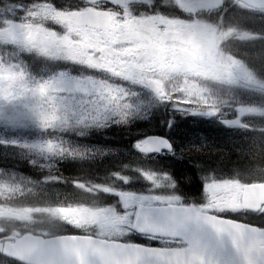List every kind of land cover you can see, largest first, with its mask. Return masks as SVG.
<instances>
[{
  "label": "rangeland",
  "instance_id": "1",
  "mask_svg": "<svg viewBox=\"0 0 264 264\" xmlns=\"http://www.w3.org/2000/svg\"><path fill=\"white\" fill-rule=\"evenodd\" d=\"M227 1L229 0H164V5L175 7L186 14L187 19L191 20L200 11L210 16L217 15L222 5H225ZM91 2H94L95 9H99L105 4H113L112 0H91ZM19 11L16 13L13 9H8L0 13V65L6 63L1 56L3 49L11 48V51L19 52L26 45L32 49L30 53L34 51L37 54H43L42 58L47 63H44L33 75H29V78L33 81H41L39 89L41 96H49L51 93L50 101L62 102L52 108V112L44 113V117L48 121L51 118L53 123L56 121L53 117L57 115V124L64 129L72 130L85 124L82 121H90L91 118H87L88 114H93V121L88 124L103 126L120 117V108L118 107L123 104V100L142 94H147L156 100L157 97L167 93V91L164 92L165 87L172 85L175 98L177 97L178 100L187 102L191 106L182 121L186 122L183 123L184 125L180 124L183 125L180 127L182 131L191 132L194 129V124L187 123L192 122L198 124L196 125L197 129L192 133L202 135L200 140L208 145L213 144L220 147L221 142L224 141L238 145L240 144L238 142H243L253 148L264 150V139L253 135V122L259 123L264 117V101H260L256 107H246L240 102L232 104L229 99L223 101L222 94L216 97L210 92L213 85L223 84L227 89L235 88L244 93L248 97L246 100L254 101L252 100L254 92L259 93L261 90L247 66L236 60L230 63L231 57L221 52V43L229 40L228 33L230 34V32L226 28V25L230 26L228 22L225 21V24L219 25L217 23L207 24L203 20L189 22L168 20L170 24L184 28L183 32L188 35L187 41L191 40L195 44L191 50L192 59L189 60L191 70L184 71V67L177 70L174 67V71L172 69V71L150 76L141 70V65L137 63L135 54L132 57H127V54L131 52L125 51L124 47L130 45V48L135 50L136 40L128 42L125 33L131 35L136 32L134 27L138 24L136 19L126 20L125 17L119 19L124 13H118L116 18L114 15L108 27L96 29L75 23L71 13H61L44 5H33ZM231 18L240 25L251 24L252 28L260 30L264 28V11L252 12L237 4V8L231 11ZM50 20L58 24L59 29L64 30L63 35L58 36L42 26L43 21ZM129 26L133 27L131 31L128 29ZM59 60L84 69L78 74L79 76H70L62 71L52 75L53 72L49 70V67H57ZM61 67L59 65L58 68L61 69ZM112 68L115 70L113 73H111ZM84 70L91 72L88 75L90 77L85 76L87 74L83 75ZM8 78L9 76L6 74L4 87L7 86ZM244 83L250 86L244 87ZM221 87L224 88V86ZM154 89L159 91L155 93ZM236 93L238 94V92ZM80 99L92 103L79 107L77 102ZM12 100L13 97L9 93L8 99L0 103V141L11 144L22 142L23 151L33 162L35 168L40 171L49 169L53 160L61 158L67 153L83 152L94 158L99 155L118 156L121 153L78 143L65 133L54 136L51 133L47 135L23 130V125L29 117L21 112L12 103ZM225 101L226 103H224ZM220 104H224V107L218 108L217 106ZM58 108L62 110L59 115ZM191 119L192 121H189ZM53 126L46 124L42 132H46ZM201 130L202 132H200ZM60 132L65 131L60 129ZM138 149L139 147H137ZM121 155H124L123 158L126 160L131 159L130 156H125L124 152ZM133 155L144 158L149 156H141L137 153ZM139 176L141 181L143 180L151 186L149 189L151 191L114 190L113 194L117 196L119 202L118 208L104 206L103 200H99L94 193L86 190V186L84 188V185L76 184L78 189L65 192V194L59 189L54 192L52 190L54 198L61 195L67 196L65 199L67 203L64 205L53 208L46 206L23 207L17 211L10 210V207L0 206V216L10 218L27 216L29 222L35 224H64L71 232L76 230L87 233L91 237L108 240H128L134 234L131 227L136 207L176 202L171 194H167L168 184L162 185V176L154 175L151 172H141ZM118 178L122 179V185H128L134 181L127 176H118ZM242 186L239 180H233L230 187L234 191L227 197L222 190L224 185L208 184L204 188L205 205L198 209L217 210L218 213H225L231 210L232 199L241 205L240 193L237 194L236 189L241 191ZM40 190L44 191V189ZM35 191V187L29 188L20 182L6 178L0 172V194L6 198H17L18 201L22 200L21 202H23L24 198L29 197ZM217 206L220 208L217 209ZM148 239V243L157 246L171 244L169 241L158 238Z\"/></svg>",
  "mask_w": 264,
  "mask_h": 264
},
{
  "label": "trees",
  "instance_id": "2",
  "mask_svg": "<svg viewBox=\"0 0 264 264\" xmlns=\"http://www.w3.org/2000/svg\"><path fill=\"white\" fill-rule=\"evenodd\" d=\"M112 1L113 4H105L101 8H113L117 13H124L131 19L137 18L140 13H143L147 17L158 19L203 20L207 24L217 23L222 25L226 21L230 25H226L227 31L230 34L228 33L229 40L221 43V52L225 54V49L235 51L243 55L254 67L261 68L264 66V43H261L258 39L259 35L264 33V28L260 30L252 28L251 24L240 25L234 22L231 18V11L237 8V4L234 1H227L225 3L227 7L220 8L219 13L215 16H210L200 11L191 20L187 19L186 14L180 12L175 7L164 5V0ZM33 5H44L61 13L71 14L95 8L94 2L92 3L91 0H0V13L8 9H13L18 13L20 12L19 10ZM41 24L58 36L64 34V30L59 29L58 24L52 20L43 21ZM1 51L4 62L13 64L19 62L20 57L16 55L18 52L11 51V48ZM20 55L24 54L20 53ZM24 59L28 61L26 70L29 72V75H33L39 71V68L44 63H47L44 58L34 52L24 55ZM236 61L241 63L239 60ZM241 64L247 66L250 74L256 79L248 65ZM59 65L62 66L61 69L58 68ZM56 66L49 67V70L53 72L52 75H56V73L66 69L67 71L62 72H66L70 76H79L78 74L84 69L61 61H58ZM90 74L89 70H84L83 75L90 77L88 76ZM221 86H224V88ZM225 86L223 84L220 86L213 85V89L210 92L216 97L222 94L223 101L229 99L232 104L240 102L246 107H256L260 101H264V91L262 90H259V93L254 92V97H252L254 101H248L246 100L248 97L241 91L235 88L227 89ZM242 97L244 98L242 99ZM173 99V97L168 98V100ZM142 101H146L144 96L129 98L124 102L125 106L119 110L120 117L114 121L105 123L103 126L88 124L93 121L92 117H94L93 114H88L89 117L87 118H91V120L82 121L85 124H81V127L72 130L70 128L64 129L57 124V118L53 123H47L54 125L52 128H48L49 130H46L47 133L42 132L43 127L32 126L22 129L28 132L45 133L47 135L51 133L54 136H58L59 133H65L69 138L76 140L78 143L101 145L117 151L129 149L133 143L146 134H158L166 137L174 136L176 148L181 150V153L177 154L176 160L168 162V167L170 168L172 180L175 183L172 191L184 199H196L200 196L202 187L200 180L207 174L218 180L240 179L246 184L264 182V150L261 151V149L256 147L253 148L243 142H238L240 143L238 145L224 141L221 142L220 147L213 144L208 145L206 142L200 140L202 135L192 133L193 130L197 129L196 125L198 124L188 123L194 124V129L191 132L182 131L180 127L184 124L180 125L179 123L174 125V123L167 120L168 114L165 113V110L168 109L167 107L161 106L155 109L153 106L143 105ZM217 107L223 108L224 104H220ZM155 111H158V113ZM155 116L163 118L164 121L155 120L153 122L152 117ZM49 121H51V118ZM60 129L65 132H60ZM207 139L209 141V138ZM22 144V142L11 144L0 141V172L8 179L20 182L29 188L35 187L36 189L29 197L24 198L23 202H21L22 200L18 201L17 198H6V196L0 195V206L10 207L9 209L12 211L23 209V207L46 206L53 208L64 205L67 203L65 201L67 196L61 195L54 198L53 192L59 189L65 194V192L78 189L75 186L76 183H84L90 193H94L99 200H103L104 206H114L115 208L119 207V202L117 196L113 194L114 190L141 191L149 188V185L140 179V172L138 171V168L141 167L140 163L120 159V156L119 158L98 161L97 159L93 160L83 152L77 154L67 153L63 157L53 160L49 169L40 171L35 168L33 162L25 154ZM118 176H127L130 180L134 179V181L128 183V185H122V179H119ZM40 189H44V191ZM233 219L264 228V213H239ZM35 221L37 222V220ZM47 227L48 229H46ZM17 232H56L57 235L71 233L64 224L52 223L47 225L35 224L15 218L0 219V238ZM132 240L135 243L146 245V242L138 237ZM0 260H2L1 256Z\"/></svg>",
  "mask_w": 264,
  "mask_h": 264
},
{
  "label": "water",
  "instance_id": "3",
  "mask_svg": "<svg viewBox=\"0 0 264 264\" xmlns=\"http://www.w3.org/2000/svg\"><path fill=\"white\" fill-rule=\"evenodd\" d=\"M253 9H264V0H237ZM73 20L104 28L111 22L109 11L93 10ZM146 150L171 151L158 136L144 140ZM243 207L258 212L264 206V183L246 186ZM133 229L142 234L181 240L184 250H165L92 237L61 236L43 239L17 238L6 243L2 254L24 264H264V230L175 206L137 208Z\"/></svg>",
  "mask_w": 264,
  "mask_h": 264
},
{
  "label": "flooded vegetation",
  "instance_id": "4",
  "mask_svg": "<svg viewBox=\"0 0 264 264\" xmlns=\"http://www.w3.org/2000/svg\"><path fill=\"white\" fill-rule=\"evenodd\" d=\"M137 26L134 28L136 32L134 33H125V38L129 40H136V52L137 62L141 65V70L145 71L147 75L155 76L159 73H164L166 71H174V67L177 70H180L184 67V71H190V61L192 59L191 50L192 46H195L191 40L187 41V33L183 32L184 28L178 27V25L173 24H161V21L146 23L145 20L140 19L137 22ZM147 25V27H145ZM128 29L131 31L133 27L129 26ZM165 30V31H163ZM164 32V34H163ZM190 60V61H189ZM175 62V64H174ZM173 66V68H172ZM157 93L159 90L154 89ZM161 104L167 106H178L180 103L177 102H162ZM176 118V117H175ZM172 142V140H170ZM125 152H129V150H124ZM133 150L130 151V153ZM175 153H181V150H175ZM183 153V151H182ZM149 155L147 157L151 158V160L155 161V164H160L163 162L168 166V162L172 160H176L177 158H171V155L163 153L161 155H154L150 152L144 153ZM170 170L169 167H166ZM202 195L204 193L201 191ZM231 194L230 191L227 193V197ZM196 199H185V201H192ZM205 200L203 198L200 201H196L193 204V207L197 210L198 207H203L205 205ZM190 204V205H191ZM230 205L232 208H238V204L232 199ZM217 209L220 206L216 207ZM202 212H207L219 216L231 217L234 218L235 215L239 214L238 210H233V212H225L218 213L217 210L209 211L202 210ZM11 237H15L12 235ZM13 242V241H11ZM1 243V240H0ZM0 264H21L14 261H0Z\"/></svg>",
  "mask_w": 264,
  "mask_h": 264
},
{
  "label": "clouds",
  "instance_id": "5",
  "mask_svg": "<svg viewBox=\"0 0 264 264\" xmlns=\"http://www.w3.org/2000/svg\"><path fill=\"white\" fill-rule=\"evenodd\" d=\"M224 7H227V5H222V8ZM258 39L261 43H264V33H261ZM31 51L32 49L25 45L24 48L20 49V51L16 53V55L20 57L17 64L13 65L6 62L5 64L0 65V103L5 102L8 99V94L10 93L13 97L12 103H14L21 112L25 113L29 117L23 127H44L47 123H51V121H48L47 118L44 117V113L52 112V108L57 107V105L62 102L50 101L49 96L51 93H49V96H41L39 94L41 81H33L29 78V72L26 70L28 61L24 59V55L29 54ZM20 53H23L24 55H20ZM225 55L231 57L229 61L230 63L235 60H239L241 63L247 64L254 73L256 82L260 89L264 91V66L261 68L254 67L243 55L235 51L225 49ZM62 71L67 70L65 69ZM6 74L9 78L7 80V86L4 87L3 84ZM44 83H47V81H44ZM249 86V84L244 83V87ZM88 103L92 102L80 99L77 102V106L82 107ZM224 103H226V101ZM49 105H51V107H49ZM60 111L62 110L58 108V115ZM56 118L58 117H53V119ZM253 135H258L264 139V117L261 118L259 123L253 122Z\"/></svg>",
  "mask_w": 264,
  "mask_h": 264
}]
</instances>
